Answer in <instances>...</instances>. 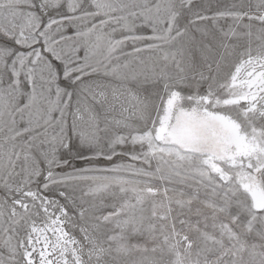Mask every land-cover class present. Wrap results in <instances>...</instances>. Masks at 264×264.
<instances>
[{
  "label": "snow or ice",
  "instance_id": "obj_1",
  "mask_svg": "<svg viewBox=\"0 0 264 264\" xmlns=\"http://www.w3.org/2000/svg\"><path fill=\"white\" fill-rule=\"evenodd\" d=\"M0 264H264V0H0Z\"/></svg>",
  "mask_w": 264,
  "mask_h": 264
}]
</instances>
